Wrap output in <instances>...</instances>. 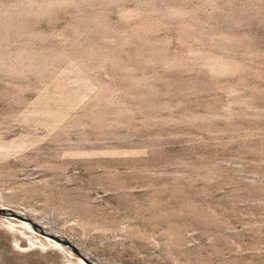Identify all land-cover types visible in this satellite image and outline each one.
Here are the masks:
<instances>
[{
  "label": "rangeland",
  "instance_id": "374dc122",
  "mask_svg": "<svg viewBox=\"0 0 264 264\" xmlns=\"http://www.w3.org/2000/svg\"><path fill=\"white\" fill-rule=\"evenodd\" d=\"M51 1L0 0L2 51L68 53L52 77L0 67V206L83 255L0 214V264H264V0ZM88 41L108 58L82 72Z\"/></svg>",
  "mask_w": 264,
  "mask_h": 264
},
{
  "label": "bare ground",
  "instance_id": "6f19581e",
  "mask_svg": "<svg viewBox=\"0 0 264 264\" xmlns=\"http://www.w3.org/2000/svg\"><path fill=\"white\" fill-rule=\"evenodd\" d=\"M60 3V2H59ZM56 5V4H58V3H55V1H54V3H53V1H51V0H49V1H38V0H18V6H19V9L17 10L18 12V15H19V13L21 14V13H26V14H29V13H35V14H42V13H45L46 11H47V9H49V7L50 6H54V5ZM59 5V4H58ZM8 7V6H7ZM6 6L5 7H1L2 8V11H1V14L3 15V17H2V19L0 20V21H2V23H0V47L2 46V43H4L3 41L4 40H6V41H9V40H7L9 37V39H11L12 37V34H15L13 31L11 32L12 34H10L9 33V31L8 30H10L9 28H8V26H9V24H11V22H12V18H13V14L15 15V17H16V10H14V11H12L11 9H9V8H7ZM0 8V9H1ZM156 8V7H155ZM14 9V8H13ZM171 11V13L172 14H182L183 12L182 11H180V10H170ZM15 12V13H14ZM127 15V14H126ZM14 17V18H15ZM87 22V21H86ZM92 22V21H91ZM12 25V24H11ZM10 25V28L12 27ZM105 25V24H104ZM103 25V26H104ZM103 26L102 27H100L101 28V30L103 31ZM189 26V25H188ZM20 28V27H19ZM85 28V27H84ZM105 28V27H104ZM108 29H110V27L108 26L107 27ZM183 28V27H182ZM12 29V28H11ZM16 30L18 29V28H15ZM16 30H15V32H16ZM77 30V29H76ZM75 30V31H76ZM79 31L81 30V29H78ZM105 30V29H104ZM111 30V29H110ZM139 30V29H138ZM183 30H184V32H186L185 34H187V32H188V34L187 35H189V31H191V30H188V27H186V26H184V28H183ZM22 30H20V33H23V32H21ZM23 31H25V29L23 30ZM78 31V32H79ZM108 31V30H107ZM107 31H105V32H107ZM116 31V30H115ZM18 32V31H17ZM77 32V33H78ZM99 33L101 32L100 30L98 31ZM104 32V31H103ZM104 32V33H105ZM20 33H17V35L18 34H20ZM25 33V32H24ZM103 33V34H104ZM108 33V32H107ZM107 33H105V34H107ZM9 34H10V36H9ZM30 34V33H29ZM100 34H102V32L100 33ZM101 35L100 37H106V36H104V35ZM184 34V35H185ZM191 34V33H190ZM16 35V34H15ZM78 35V34H77ZM9 36V37H8ZM14 36V35H13ZM102 37V38H103ZM31 38V37H30ZM74 38H76V37H74ZM33 39V38H32ZM99 39V38H98ZM12 40V39H11ZM142 41H143V43H148L149 44V42L148 41H145L144 42V39H142ZM142 41H140V42H142ZM97 43V42H96ZM146 43V44H147ZM80 44V43H79ZM78 44V42H77V44H75L76 45V49H77V47L79 48V46H77V45H79ZM118 44V43H117ZM116 44V45H117ZM147 44V45H148ZM5 45V44H4ZM153 45V44H152ZM142 46V45H141ZM9 47V46H8ZM81 47H82V45H81ZM102 48V47H101ZM100 48V46L98 47L96 44L94 45V44H92V41H91V43H89V41H88V44H85V46H83V48L81 49L80 48V50L81 51H79L78 49V55L76 54L77 52L74 50V52H75V57L76 58H74L75 60H73V61H75V62H73L74 63V66H75V68H77V70H79V71H84V72H86V71H88V69H90V68H92V67H98V66H100L101 67V65H104V62H105V60L108 58V57H106V54H105V52H104V50H103V48L101 49ZM145 48V47H144ZM3 50V49H2ZM1 49H0V67H4V69H7V70H9V71H12V72H19V73H24V72H26V71H35V72H37V73H39V75L40 74H49L51 77L55 74H57L58 73V69L57 70H55L56 68H54V67H52V65H53V62L55 61V60H57V59H60V58H65L66 56L68 57V53L67 54H64V51L63 52H60V53H57V52H54L55 54H53V52L51 53H49V52H47L46 53V51L45 52H40V51H34V50H32L31 48H28V47H26L25 45H24V47H22V48H20L18 51H16V52H14V53H9V51H6L5 49H4V51H2ZM137 51V50H136ZM150 51V50H149ZM71 52H73V51H71ZM71 52H69V53H71ZM194 52V51H193ZM72 55L74 56V53L72 54H70V57L71 58H73L72 57ZM139 55V54H138ZM143 55V54H142ZM157 56H155L154 58H156ZM154 58H153V60H154ZM70 59V58H69ZM202 59V58H201ZM223 59V58H222ZM222 59H220V58H216V57H210V56H208L207 55V57H206V55H205V57H204V64L206 65V67L210 70V71H212V72H214V73H220V72H227V70H230L231 68H229V66H228V63H225V61L226 60H224V61H222ZM7 60H10V61H7ZM63 60V59H62ZM65 60V59H64ZM63 60V61H64ZM72 60H70V61H72ZM126 60V59H125ZM156 60H158V58H156ZM176 59H174V60H172V59H170V60H168V59H165L163 62H164V65L165 64H167V66L168 65H175V64H177L179 61L178 60H176ZM160 61H162V60H160ZM8 62H10V63H8ZM117 62V61H116ZM226 62H228V61H226ZM67 63V62H66ZM72 63V62H71ZM127 63V62H126ZM59 64V63H58ZM121 65V64H120ZM230 66H232V65H230ZM64 68V67H63ZM120 68H122V67H120ZM74 69V68H73ZM73 69H71V70H73ZM93 69V68H92ZM60 70V69H59ZM131 70V69H130ZM66 73V72H65ZM68 74H70V73H68ZM78 74V73H77ZM125 74V73H124ZM46 75L44 76V77H46ZM54 75V76H55ZM76 75V74H75ZM48 76V75H47ZM43 78V77H42ZM93 81V80H92ZM133 81V80H132ZM135 82V81H134ZM92 85V84H91ZM94 85V84H93ZM96 85V84H95ZM98 85H100V84H98ZM103 86V85H102ZM102 86H99L100 87V89L101 90H104V89H102L103 87ZM85 87V86H84ZM106 89V88H105ZM88 91V90H87ZM95 91H99L98 90V88H97V90H95ZM95 93L96 94V96L95 97H92V98H95V102H94V104L92 103V105H93V107H95V108H93V109H90L89 111H88V115L89 116H91V117H93V119H98V120H100V118H101V115L103 116V114H102V110L100 109V108H102V107H100L99 108V103L101 102V101H106L105 99L106 98H108V97H106V95H105V92H103V91H100V92H98V93ZM45 95V94H44ZM92 95H90V97H91ZM108 96V95H107ZM81 97V96H80ZM85 97V96H84ZM84 97H82V98H84ZM85 99V98H84ZM88 99V98H87ZM91 99V98H90ZM50 100V99H49ZM66 100V99H65ZM76 100V99H75ZM84 101H86V100H84ZM115 101V100H114ZM81 103H83V102H81ZM103 103V102H102ZM106 103H107V101H106ZM109 103H110V101H109ZM79 105V104H78ZM44 106V105H43ZM74 106V105H73ZM100 106H101V104H100ZM105 106V105H104ZM48 107V106H47ZM57 107H58V105H57ZM35 108V107H34ZM44 109H46L45 107H43ZM115 108V107H114ZM108 109V108H107ZM37 110H39V109H37ZM36 110V111H37ZM63 110V109H62ZM123 110H124V108H123ZM125 110H126V108H125ZM32 111V110H31ZM35 111V112H36ZM112 111V110H111ZM118 111V110H117ZM121 111V110H120ZM119 111V112H120ZM104 112V111H103ZM54 114V113H53ZM85 115H87V114H85ZM62 117V116H61ZM74 117H75V115H74ZM77 117V116H76ZM75 117V118H76ZM80 117V116H79ZM78 117V118H79ZM105 118V117H104ZM70 119V118H69ZM23 120H24V118H23ZM41 120V119H40ZM68 120V119H67ZM74 120V119H73ZM92 120V119H91ZM65 121V120H64ZM72 121V120H71ZM70 121V122H71ZM67 124L66 125H68L69 126V124L68 123H70V122H68V121H65ZM78 122H80V120H74V122L72 121V123H70L71 125L72 124H76V123H78ZM82 124V123H81ZM80 124V125H81ZM62 125H64L65 126V124H63L62 123ZM73 126V125H72ZM62 128H63V126H62ZM65 128V127H64ZM67 128V127H66ZM57 129V128H56ZM69 132V131H68ZM21 138V137H20ZM23 138H26V137H23ZM22 138V139H23ZM2 139H4V138H2ZM33 142V141H32ZM22 143V142H21ZM80 143V142H79ZM24 144V143H23ZM14 146H8L6 149H3V148H1L0 149V153H7L8 151H9V149H11V148H13ZM17 147H22V146H17ZM78 147V146H77ZM72 149V148H71ZM19 150H20V148H19ZM74 150V149H73ZM12 151V150H11ZM14 151V150H13ZM12 151V152H13ZM81 151V150H80ZM94 151V150H93ZM14 153V152H13ZM17 153V152H16ZM77 153V152H76ZM83 153H85V152H83ZM1 158V157H0ZM1 206H3L4 205V203H2L1 202V204H0ZM0 206V208H3V209H5V210H7L6 208H4V207H1ZM8 211V210H7ZM10 211V210H9ZM12 213H10L9 215H13V216H15V217H19V218H23V219H30V218H28L27 216H25V215H23L22 213H14L13 211H11ZM4 217H6L7 219H9V221L10 222H12V221H17L15 218H12V217H8V216H4ZM34 222V221H33ZM30 223V222H29ZM32 225V224H31ZM32 227H33V225H32ZM33 229L35 230V228L33 227ZM41 229H42V231L40 232V233H45V235L46 236H50V237H53L54 239H56L55 241L56 242H58V244L60 243V248L61 249H65V250H67L69 253H70V255L72 254V255H74V256H76V257H82V255H83V252H81L75 245H71V249L68 247V246H66V245H64L63 243L65 242V243H69L68 242V240H66L65 238H63L62 236H59V235H57V234H55V233H53V232H47L48 230H44L42 227H41ZM10 233H11V236L14 238L15 236H16V233L13 231V230H11L10 231ZM24 233H29V232H24ZM69 245H70V243H69ZM59 248V247H58ZM57 248V249H58ZM58 251H60V250H58ZM62 252V251H61ZM66 259L65 260H61V263L60 264H65V263H69L70 261H74V260H70V259H68V256L67 255H64V254H62ZM43 256V255H42ZM62 257V256H61ZM88 259H89V257L88 256H86ZM62 259H64V258H62ZM86 259V258H85ZM101 263V262H100ZM99 263V264H100ZM102 264V263H101Z\"/></svg>",
  "mask_w": 264,
  "mask_h": 264
},
{
  "label": "water",
  "instance_id": "95a60500",
  "mask_svg": "<svg viewBox=\"0 0 264 264\" xmlns=\"http://www.w3.org/2000/svg\"><path fill=\"white\" fill-rule=\"evenodd\" d=\"M10 213H12L11 211H7V210H5V209H3V208H0V214H10ZM28 221L33 225V227L36 229V230H38V231H42V229H41V227H40V225H38L37 223H35V222H33L31 219H28Z\"/></svg>",
  "mask_w": 264,
  "mask_h": 264
}]
</instances>
